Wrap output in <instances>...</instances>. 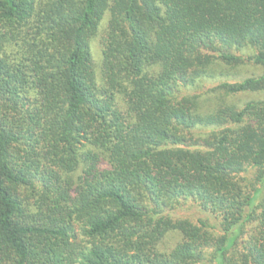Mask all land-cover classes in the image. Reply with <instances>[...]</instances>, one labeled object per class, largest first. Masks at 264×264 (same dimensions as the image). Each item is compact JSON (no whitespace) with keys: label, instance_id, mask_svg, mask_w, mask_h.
Returning <instances> with one entry per match:
<instances>
[{"label":"trees","instance_id":"obj_1","mask_svg":"<svg viewBox=\"0 0 264 264\" xmlns=\"http://www.w3.org/2000/svg\"><path fill=\"white\" fill-rule=\"evenodd\" d=\"M0 264H264V0H0Z\"/></svg>","mask_w":264,"mask_h":264},{"label":"rangeland","instance_id":"obj_2","mask_svg":"<svg viewBox=\"0 0 264 264\" xmlns=\"http://www.w3.org/2000/svg\"><path fill=\"white\" fill-rule=\"evenodd\" d=\"M93 50H94V53H95V57H96V60L98 62H100V59L102 57V47H101V43H100V39L99 37H96L93 41ZM183 213L185 214H195V215H202V213L196 209H192V210H184Z\"/></svg>","mask_w":264,"mask_h":264}]
</instances>
